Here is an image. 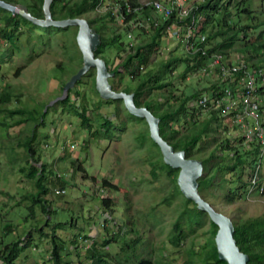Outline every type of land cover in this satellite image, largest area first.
<instances>
[{
    "label": "rangeland",
    "instance_id": "obj_1",
    "mask_svg": "<svg viewBox=\"0 0 264 264\" xmlns=\"http://www.w3.org/2000/svg\"><path fill=\"white\" fill-rule=\"evenodd\" d=\"M11 1L25 7L31 3L30 0ZM122 1L104 0L96 10L82 16L87 20L104 16L103 32L106 36H122V49L119 45L110 46L98 56L106 61L110 71L123 61L122 56L127 51L149 42L152 22L159 24L167 20L154 9V0H138L141 10H136V15L127 20ZM174 1L166 0V3ZM200 2L203 0H177L178 4L169 17L172 18L171 25L159 47L149 51V64L145 66L140 59L134 60L132 69L136 72L133 77L121 68L122 76L109 79L113 88L117 87V91L130 88L132 93L150 69H157L162 61L187 55L191 49L187 45L188 34L191 33L193 38L203 34L197 32L198 16L192 18V25L184 21ZM59 4L55 9L57 15L62 8ZM249 5L256 10L258 19L254 22L264 21V0H250ZM127 6L131 13V5ZM230 10L237 13L235 8ZM108 11L112 16L106 14ZM246 21L243 18L241 23ZM91 27L94 29L95 24ZM262 28L250 34V40L256 45ZM20 32L15 45L0 39V94L6 89L13 93L10 103L4 104L6 107H25L44 111L47 115L43 124L26 122L17 125L14 123L19 116L6 117L0 112V121L4 122L0 124V248L19 239L22 244L31 240L21 251L16 264H52L49 236L56 230L64 241L63 257L68 264H90L88 246L93 241L97 249L108 254L104 257L106 264L126 259L133 264L141 258H150L154 264H203L204 245L210 237V217L195 212L194 216L200 217L204 225L198 226L199 221L194 219L196 223L192 228L183 218L184 238L179 245L171 242L174 223L181 217L185 202L164 171L157 176L152 172V158L157 162L160 156L151 139L141 138L150 131L146 120L131 114L123 100L100 103L104 98L95 90V67L89 69V75L87 72L79 82L76 81L67 94L77 107L86 108L91 127H83L70 104L62 106L59 103L65 83L83 66V54L77 39L79 27L52 25V30L46 32L44 26L29 21L21 26ZM241 42L238 41L230 54L220 58L219 62L214 57L207 67L186 76L182 75L185 64L179 63L163 76L166 82H171L167 95L155 91L147 99L166 103L167 97L171 98V91L173 98L169 100L178 102V99L197 91L204 92L203 89L209 88L215 80L225 79L221 66L242 62L248 65L244 60L248 54L242 51ZM258 94L262 107L264 90ZM261 113L260 118L264 120V107ZM208 116L207 111L202 112L198 121L202 122ZM104 117L112 124L107 132L101 127ZM222 123H227L224 125L228 128L221 127L215 133L218 137L237 136L238 132L227 119L223 118ZM179 128L180 131L186 130V127ZM213 136L205 137L200 146L214 148ZM28 138H32L35 150L32 156L24 146ZM211 148L200 154H208ZM224 162H230L229 157ZM32 164L44 168V183L49 191L42 197L46 199L49 214L43 211L40 203L34 206L33 214L29 208L38 191L35 180L27 176ZM249 165L251 167L246 171L250 173L255 166ZM260 171L264 177V166ZM248 175H244V179L248 180ZM225 176L228 179L225 184L220 185L217 178L213 186L204 188L200 194L233 222L264 216V194L252 192L232 203L225 199L228 189L238 184L236 173H226ZM104 179L116 189L103 187ZM104 198L111 199L110 207L104 205ZM106 240L110 242L104 245ZM0 264L6 263L0 260Z\"/></svg>",
    "mask_w": 264,
    "mask_h": 264
},
{
    "label": "trees",
    "instance_id": "obj_2",
    "mask_svg": "<svg viewBox=\"0 0 264 264\" xmlns=\"http://www.w3.org/2000/svg\"><path fill=\"white\" fill-rule=\"evenodd\" d=\"M5 1L11 3L14 2L11 0ZM30 1L31 3L26 6L27 10L35 17L43 18L44 0ZM103 1L104 0H53L51 4V12L54 19L82 17L83 15L96 10ZM249 1L250 0H203V2L196 3L194 9L184 22H190L192 25V18L198 16L200 19L201 17L200 20L198 19L196 27H198L197 32H200L203 36H205V40L202 43L200 41L197 42V40L195 41L199 49L197 51L190 49V52H188L185 56L173 57L168 61H162L157 69H150L146 73L145 77L138 81L135 89L133 90L136 104L138 106H146L153 111L157 117H159L160 133L162 137L166 139L176 150H184L188 158H198L202 160L204 170L203 175L198 180L200 193L204 191V188L213 186L217 178L218 183L223 185L228 180H226V173H236V180L238 181L237 186L229 188L225 194V199L230 203L239 200L244 195L248 194L250 182L249 180L244 179V175H252L251 171L254 170V168L250 171V173L246 170L251 167L249 164H253L254 167L256 161L258 160L257 157L260 158L262 152L261 149L264 148L260 147V140L258 137H255L246 143V137L244 135H237L235 137L226 135V137L220 138L215 134L221 127H224L225 129L228 128V125H224L227 123H222L223 118L227 119L228 122L233 125L234 130L238 132L239 127L232 119V115L234 117L238 112L237 107H234L232 109V113H229L227 109L228 103L223 102L222 98L217 96L224 93L223 87L235 89V82H232L229 76L224 75L225 79L215 80L216 82H213L209 88L203 89L205 90L204 92L197 91L191 95L185 96L184 98L178 99V102H171L169 100L173 98L171 91L169 92L171 98L168 96L166 103H161V101H155L154 99L148 100L147 98L152 96L155 91L160 92L162 96L167 95L166 90H168L167 88L171 86V82H166L163 76L170 72L171 68L175 69L179 63L185 64L182 75L186 76L194 70L207 67L208 63L212 62L214 57L216 58L217 56H220V58H222L223 56L229 55L235 48L238 41H242V51L248 54L244 59L248 63V65L244 63L247 70L255 71L264 67V21L254 22L258 19V17L255 15L256 10H253L249 5ZM56 4L62 5L60 15H57L55 11ZM127 4L132 7L131 13L128 12L129 9ZM121 5L123 6V14L127 20L132 19L134 15H136V10H141V5L138 0H128L127 3L123 0ZM230 8L237 9V13L234 14ZM106 14L108 16H112V13L109 11ZM234 17H236V19ZM103 18L104 16L88 19L91 25L95 24L94 29L100 34L101 40L95 49L96 56L102 55L110 46L119 45L121 49L123 48L120 42L122 37L121 35L115 34L112 36H106L103 32ZM243 18L247 19L244 24L241 23ZM171 21L172 18H168L158 25H155L154 22H152L149 42L137 45L133 51H127L126 55L122 56L123 61L111 68V71L115 72V75L112 78L119 75L122 76L121 68H123L129 76L133 77L136 70L134 68L132 69V65L136 59H140L141 64L147 66L149 64L148 60L151 53L149 51H154L159 47L161 39L166 34L167 27L171 25ZM27 22H29V20L23 16L13 14L12 12L0 7V39L15 45L21 35V26H23V24H27ZM209 26L210 29L208 30ZM261 27L263 28L261 31L259 30V34L257 36V42H259V44L256 45L250 40V34ZM44 29H46V32H49L52 30V26H44ZM242 69L245 70V68ZM89 72L87 75H89ZM240 75L245 76V71H242ZM114 89L117 90V87L114 86ZM95 90L99 94L97 88H95ZM263 90L264 87L257 88L258 93ZM124 91L130 93L132 90L130 88H126ZM204 96L207 97L206 101L201 103L200 101L204 98ZM12 99L13 93L9 89L4 90L0 94V112L4 113L6 117H14L15 115L19 116L14 124L18 125L26 122H37L43 124L47 115L46 112H39L25 107L12 109L4 106L5 103H10ZM119 101L122 100L101 99L100 103H115ZM73 102L71 100V96H67L59 101L62 106L68 104L71 105V110L81 119L83 127H91L86 108H79ZM263 107L264 106L261 107V105L259 107L258 112L260 117L262 115L261 112ZM206 111L209 113V116L206 117L204 121L199 122L198 115ZM103 120L104 122L101 124V127L107 132L112 124L106 117H104ZM2 123L4 122L0 121V124ZM250 123L254 124V119H251ZM8 126H11L10 123H8ZM179 126L186 127V130L180 131ZM100 131L101 129L97 130V132ZM210 135H214L212 140L215 145L214 148L206 147L204 145L200 146V143L204 144V138ZM141 138H143V140L146 138L151 139L159 150V160L156 162L154 160L155 158H152L153 161L151 164L153 174L157 176L159 172L164 171L166 176L173 184H175L174 188L176 193L183 196L185 206L182 210L181 217L174 223V230L170 239L175 245H179L185 235L182 219L186 218L188 220L190 228H192V225L196 223L194 222V219L199 221V223H196L198 226H202L204 225V221H201L200 217L194 216V213L198 212L199 214L207 215L208 213L200 210L193 200L184 196L177 183L180 169L173 168L165 163L160 147L151 138L150 131H147L145 135L142 134ZM141 143L143 145L144 141ZM24 146L28 148V151L32 156L35 152L32 145V138H28L24 143ZM247 147L252 148L248 149ZM208 148H211L208 154H200L202 152L205 153ZM226 157H229L230 162H224ZM263 160L262 164L264 166ZM27 176L35 180V184L38 189L36 195L33 197V204L29 206L31 213H34V206L37 203H40L43 211L49 214L50 209L48 205L45 204L46 199L45 197H42V195H46L49 191L48 187L44 183V168H38L32 164ZM263 181L264 180L262 179L261 182ZM61 185L63 186V182H61ZM103 187L116 189L115 185L106 179L103 180ZM255 193L264 194L258 193V191ZM110 202L111 199H103V203L106 207L111 206ZM210 223V237L208 242L204 245L203 254H205L202 258L203 264H228L225 260H222L219 257L217 250L215 236L218 231V225L214 223L211 218ZM234 225V237L240 249L248 254V264H264V216L254 217L247 220L239 219L234 221ZM41 233L45 234L44 230H41ZM45 235L47 237L49 236L47 234ZM49 238L52 244V264H68V261H66L63 257L65 251L64 241L59 235H57L56 230L52 231ZM30 241L31 240H28L22 244L23 241L19 239L7 244L3 248H0V260L6 264H16V260L19 258L21 251L28 247ZM109 242L110 241L106 240L103 244L107 245ZM105 256H108V254L101 249H97L94 241L90 246H88L87 257L91 259L90 264H106L107 259L104 258ZM130 262V259H126L125 261L122 260L120 262H116V264H131ZM133 264H154V262L150 258H141Z\"/></svg>",
    "mask_w": 264,
    "mask_h": 264
},
{
    "label": "water",
    "instance_id": "obj_3",
    "mask_svg": "<svg viewBox=\"0 0 264 264\" xmlns=\"http://www.w3.org/2000/svg\"><path fill=\"white\" fill-rule=\"evenodd\" d=\"M53 0H44V17L38 18L32 15L25 6L12 4L5 0H0V7L19 14L34 24L40 26H70L79 27L78 44L83 54V66L67 81L64 85V99L70 89L74 86L90 68L97 70L96 88L104 99H121L127 110L140 118L146 120L150 130L151 138L159 145L165 163L173 168L180 169L177 183L188 199L193 200L200 210L208 213L211 220L218 225V231L215 236V242L219 257L228 264H248L249 256L243 252L237 244L234 237L235 225L233 220L225 213L217 210L209 201H207L199 192V178L203 175V162L196 158H188L184 150H176L160 133L159 117L146 106H138L135 102L134 93L126 91H117L110 83V77L115 72L109 70L106 61L95 54V49L100 43V34L96 32L87 19L83 17L54 19L51 12Z\"/></svg>",
    "mask_w": 264,
    "mask_h": 264
},
{
    "label": "built area",
    "instance_id": "obj_4",
    "mask_svg": "<svg viewBox=\"0 0 264 264\" xmlns=\"http://www.w3.org/2000/svg\"><path fill=\"white\" fill-rule=\"evenodd\" d=\"M176 4H178L177 0L170 4H167L166 0L153 1L154 9L166 19L170 17ZM155 24L158 25L157 22ZM196 40L202 43L205 40V36L193 38L191 33L188 34L187 45L190 46L191 49H194V51L199 49L195 42ZM219 59L220 56H217V62H219ZM242 68H245V70ZM221 70L223 75L229 76L231 81L235 82V89L223 87L224 93L217 96H220L223 102L228 103L227 109L229 113H232L234 107L238 109L235 116L233 117L232 115L233 122L239 127L236 135H244L246 137V143L258 137L260 140V147H264V120L260 118L258 112L261 105V97L257 92V88L264 87V67L255 71H249L242 62L238 65L221 66ZM242 71H245V76L240 75ZM206 98L207 97L204 96L200 102L203 103L206 101ZM251 119H254V124H252V126H250ZM261 151L260 158L256 161L254 170L251 171L252 175L248 176L250 182L248 195L257 191L258 193H264V181L261 182L264 178L260 171L261 166H263L264 148Z\"/></svg>",
    "mask_w": 264,
    "mask_h": 264
},
{
    "label": "flooded vegetation",
    "instance_id": "obj_5",
    "mask_svg": "<svg viewBox=\"0 0 264 264\" xmlns=\"http://www.w3.org/2000/svg\"><path fill=\"white\" fill-rule=\"evenodd\" d=\"M113 77V76H112Z\"/></svg>",
    "mask_w": 264,
    "mask_h": 264
}]
</instances>
